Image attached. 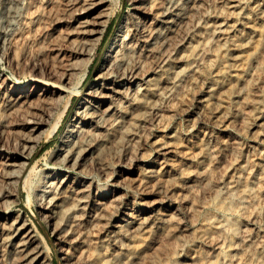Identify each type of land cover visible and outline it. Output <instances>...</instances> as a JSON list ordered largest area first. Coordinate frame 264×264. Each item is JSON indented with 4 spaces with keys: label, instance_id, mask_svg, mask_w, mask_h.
<instances>
[{
    "label": "bare ground",
    "instance_id": "obj_1",
    "mask_svg": "<svg viewBox=\"0 0 264 264\" xmlns=\"http://www.w3.org/2000/svg\"><path fill=\"white\" fill-rule=\"evenodd\" d=\"M106 1L71 0L79 13L67 42L56 43L53 63L35 65L28 82L8 87L0 68V132L4 116L66 92L54 134L74 95H84L53 164L31 184L66 264H150L163 241L176 245L165 264H264V0H131L82 90L112 17ZM2 37L0 29V48L21 66L24 55ZM179 113L184 128L173 124ZM47 121L26 116L19 140L0 156L12 185L0 192V264H52L36 229L9 204L21 199V185L29 189V156ZM200 193L209 199L197 202ZM232 200L242 225L226 217ZM205 204L191 230L180 215L197 220Z\"/></svg>",
    "mask_w": 264,
    "mask_h": 264
},
{
    "label": "rangeland",
    "instance_id": "obj_2",
    "mask_svg": "<svg viewBox=\"0 0 264 264\" xmlns=\"http://www.w3.org/2000/svg\"><path fill=\"white\" fill-rule=\"evenodd\" d=\"M81 3L82 1H80ZM210 3L211 1L207 0V5H210ZM9 10L12 15L15 13L13 15V21H8L7 19ZM106 10L110 12L112 17L97 50L93 54L94 60L89 67L85 81L81 85L82 90L94 81L112 37L115 35L124 16L133 10V5L131 0H107ZM78 13L79 10H75V6L71 4V0H15V2L13 0H0V21H3L0 29L4 33L2 40L8 46L11 44L14 49L24 55L21 66H16L4 55L7 46L0 48V68L5 71L6 77H8L6 86L10 87L16 82H28L35 75V65H43L47 62L51 63L54 60V47L56 43L59 42L62 44L67 42L69 32L73 27L74 17L77 18ZM82 70L83 66L82 68L79 66L76 69L74 74L75 81H78ZM44 86H46L44 82H41L36 89L37 92ZM83 96L82 93L74 95L59 128L54 134H50V129L55 124L60 112L64 109L69 99V94L66 92L60 95L58 100L48 104L37 101V104L34 103L31 106H24V108L14 111L2 119L6 124L3 127V131L0 132V136H2L0 140L1 138L4 139L6 147L2 151L0 150V156L6 154V151L9 149L8 147L14 146L19 140V136L25 130L22 121H24L26 116H34L41 113L44 114V117L46 116L48 118V121L42 127L39 141L29 156L30 167L35 165V169L32 170L29 176L30 183L27 185L29 189L21 185V199L11 198L9 204L14 214L21 213L24 215L36 229L49 251L52 264H66L63 258L65 251L61 244L53 242L54 237L51 234V228L47 224L46 217H44V214H41L38 208L35 196L33 197L31 184H36L49 170L47 165L53 164L54 151L61 143L63 133L69 124L73 122L75 111L79 103L83 100ZM173 124L183 128L186 127L185 115L183 113L177 114L173 119ZM244 140H242L244 147L251 148L249 145H253V142L247 141V139ZM246 148H243L240 152L242 159L246 158ZM225 158L230 160L231 156L226 155ZM251 158H253V155ZM90 172L95 173V170L90 169ZM11 186L7 182L4 169L0 167V192H7ZM108 186L111 187L110 185ZM29 194L32 195V198H28ZM156 197L151 196L148 200L151 201ZM209 197V193H200L196 196L195 200L197 202L207 201ZM206 212H208V204L200 208L197 220L191 219L186 214H181L180 216L183 222L189 227L192 226L190 228L192 230L201 225L203 214ZM226 217L231 223L233 222L237 225L243 224L244 213L238 210L237 200L231 201L230 210L227 212ZM175 252V242L163 241L160 247L159 258L150 264H165Z\"/></svg>",
    "mask_w": 264,
    "mask_h": 264
}]
</instances>
